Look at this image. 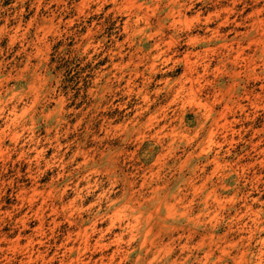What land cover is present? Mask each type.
<instances>
[{"label": "rangeland", "instance_id": "374dc122", "mask_svg": "<svg viewBox=\"0 0 264 264\" xmlns=\"http://www.w3.org/2000/svg\"><path fill=\"white\" fill-rule=\"evenodd\" d=\"M0 264H264V0H0Z\"/></svg>", "mask_w": 264, "mask_h": 264}]
</instances>
